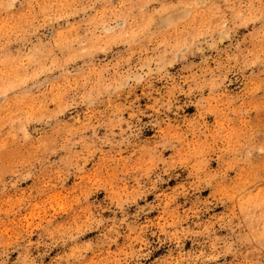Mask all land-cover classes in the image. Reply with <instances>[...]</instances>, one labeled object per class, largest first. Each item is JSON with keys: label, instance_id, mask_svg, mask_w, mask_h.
<instances>
[{"label": "clouds", "instance_id": "1", "mask_svg": "<svg viewBox=\"0 0 264 264\" xmlns=\"http://www.w3.org/2000/svg\"><path fill=\"white\" fill-rule=\"evenodd\" d=\"M18 3L0 0V10ZM44 11L69 27L70 18L79 21L76 26L83 34L76 36V47L60 62L72 78L61 106L35 116L28 128L35 135V130L58 125L59 139L51 151L57 156L71 153L76 159L68 165L66 181L86 171L102 150L140 154L144 165L117 177L121 183L133 177L135 189L113 187L115 214L128 224L146 213L162 212L163 223L156 225L159 235L150 233L155 248L145 238L151 225L128 226L134 235L124 264H149L160 253L165 264H229L237 257L246 264H264V173L242 186L231 184L240 165L264 159V133L233 137L231 146L223 147L222 137L212 138L201 121L200 127L185 122V116L197 112L214 122L210 109L224 98L225 89L238 90L245 72L264 73V0H52ZM81 68L86 71L81 73ZM8 79L0 73V107L10 96H26L31 86L29 80L9 86ZM86 112L88 118L78 121ZM237 119L233 116V123ZM63 121L71 126L64 127ZM15 122L21 129L23 114ZM226 162L234 163L227 167ZM177 169L188 173L196 192L221 187L232 192H217L214 202L183 214V205L172 208L177 199L187 201L183 190L167 204L138 207L141 202L147 205L148 197ZM93 194L99 192L94 189ZM92 221L97 228L103 226L95 217L85 223ZM122 231L109 229L110 244L123 239Z\"/></svg>", "mask_w": 264, "mask_h": 264}, {"label": "rangeland", "instance_id": "2", "mask_svg": "<svg viewBox=\"0 0 264 264\" xmlns=\"http://www.w3.org/2000/svg\"><path fill=\"white\" fill-rule=\"evenodd\" d=\"M51 3L52 0H20L15 7L0 10V46L3 48L0 61L4 62L0 64V73L9 76V86L22 80H29L31 85L26 96H10L0 107V254L10 253L6 258L0 256V264H124L123 258L134 235L129 234L128 226L151 225L145 238L155 248L150 233L159 235L156 225L163 223L162 212L146 213L128 224L123 223V216L115 214L113 187L135 189L133 177H127L123 183L117 177L143 166V157L140 154L132 157L129 151L117 154L102 150L86 171L66 181L70 170L68 165L76 163V159L71 153L62 152L57 156L51 151L53 141L59 139L58 125L43 131L35 130V135L28 128L35 116L61 106V96L72 83V78L64 73L60 62L76 47V36L83 34L76 26L79 21L70 18L69 27L52 13L44 11ZM46 17H51V22H46ZM61 53L65 56L62 57ZM84 71L86 69H80L81 73ZM32 77L35 79H30ZM240 81L238 90L225 89L224 98L210 109L216 117L214 122L206 119L203 112H197L195 116H185L187 125L200 127L197 121H201L212 138L222 137L223 147H230L233 137L264 133V73L245 72ZM136 95L142 96L143 92ZM141 104L151 106L144 100ZM21 114L22 128L18 129L15 117ZM233 116L238 117L235 123ZM86 118L87 112L77 120ZM61 123L67 128L72 122ZM190 142L197 141L190 139ZM233 163L226 162V166L232 167ZM262 173L264 159L249 160L240 165L231 177V184L242 186ZM171 175L173 178L167 184L158 186L148 197L147 205L141 202L138 207L167 204L183 190L187 201L177 199L172 204V208L183 205L179 209L183 214L189 208L214 202L217 192L222 196L232 192L229 187L214 188L209 193L196 192L191 187L193 182L188 179V173L177 169ZM101 184L104 185L103 191H100ZM94 189L98 195L93 194ZM90 194L91 198L85 203ZM136 211L131 209L132 213ZM89 217L103 221V226L97 228L95 221L85 223ZM122 227L123 239L115 245L110 244L113 236L109 229L121 232ZM13 248L21 250L12 252ZM25 248L27 251L23 250ZM149 264H165L164 253L159 254V259L154 254ZM229 264L246 262L243 257H237L230 259Z\"/></svg>", "mask_w": 264, "mask_h": 264}]
</instances>
